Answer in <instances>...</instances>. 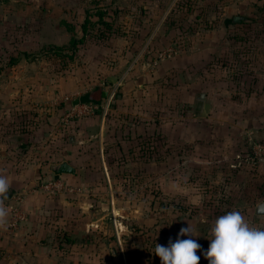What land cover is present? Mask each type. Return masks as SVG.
<instances>
[{
	"label": "rangeland",
	"instance_id": "obj_1",
	"mask_svg": "<svg viewBox=\"0 0 264 264\" xmlns=\"http://www.w3.org/2000/svg\"><path fill=\"white\" fill-rule=\"evenodd\" d=\"M237 16L242 19L232 22ZM201 93L210 101L204 112L196 108ZM87 94L99 102L84 103ZM215 105L222 121L238 126L236 135L232 128L215 137L216 128L198 120L217 112ZM93 117L98 121L84 124ZM262 123L264 0H0V176L10 183L0 197L8 212L0 264H56L68 255L79 262L75 249L53 250L62 237L31 251L21 231L30 196L93 198L83 183L66 190L73 183L51 169L64 161L81 169L79 180L99 179L108 202L99 224L110 245L86 252L90 260L100 258L95 264H161L155 244L178 238L199 243V264H209L204 252L218 216L238 210L264 228L252 212L264 200L261 172L245 159L234 162L250 137L264 138ZM182 126L193 132L189 141L182 140ZM173 127L178 138L171 142ZM209 132V141L198 139ZM214 149L230 158L215 163L218 157L201 152ZM117 163L124 169L115 173ZM183 164L194 187L206 192L198 205L171 195L167 167ZM86 167L95 172L85 176ZM215 167L222 177L213 192ZM57 181L63 186L44 188ZM189 225L198 236L179 235Z\"/></svg>",
	"mask_w": 264,
	"mask_h": 264
},
{
	"label": "crops",
	"instance_id": "obj_2",
	"mask_svg": "<svg viewBox=\"0 0 264 264\" xmlns=\"http://www.w3.org/2000/svg\"><path fill=\"white\" fill-rule=\"evenodd\" d=\"M162 5L157 4L156 7L157 9H160ZM163 10V9H161ZM166 11V9H165ZM249 81H245V87L248 85ZM250 87V86H249ZM254 87V86H253ZM203 94L204 98L200 99L199 96ZM197 96L198 103L196 105L197 110H200L201 112H204L206 106H209V100H207V97L204 93H201ZM92 98L99 100L93 95H91ZM103 96V94H102ZM79 100V99H78ZM80 102V100H79ZM98 106V105H97ZM217 109L218 107L221 108V105H215ZM219 108L217 109L218 111L213 112L211 117L205 118H199L198 120L202 119L203 124L209 125V129H215L216 132L213 134L215 137L217 135V132H222V131H227L229 129H234L232 133L236 135V132L238 131V126L232 124V122L229 120L228 122H224L220 119V111ZM97 119L95 117L93 118H88L84 121V124L92 125ZM98 121V120H97ZM206 121V122H203ZM238 121V120H236ZM100 122V121H99ZM224 123V124H223ZM99 124V123H97ZM211 125H215L214 127ZM217 125V126H216ZM242 128H247L245 125L241 124ZM259 125V124H258ZM263 128L258 131V133L261 136H264V123H262ZM82 134L85 132V128L82 129L80 128L78 130ZM176 128L170 129V133L168 134L169 140L173 142L175 139L178 138V134L175 133ZM210 131V130H209ZM190 130H185L184 126H182V133L181 137L182 140L184 141H189V138L191 136ZM212 133L209 132L207 133L206 136L198 134V139L199 140H205L209 141L210 135ZM87 135V134H86ZM109 150V149H108ZM120 151V150H118ZM203 152V156L207 157L211 154H213L216 158L218 157V160H214L215 163L217 162H222L228 159L229 155L227 153L220 154L218 150H213V151H201ZM222 152V150H221ZM248 152L247 149H238L237 154L235 155V160L234 162L237 163L238 165L241 164V162H244V158ZM119 153V152H118ZM202 155V154H201ZM77 156V155H76ZM88 157V156H87ZM110 158V157H109ZM230 158V157H229ZM233 158V157H232ZM234 159V158H233ZM67 162V161H64ZM71 166H73L70 162H68ZM203 163H207L206 160H203ZM247 164V163H246ZM120 164L117 163L115 165V173H118L119 171H122L123 169L120 168ZM75 168V174H63L67 175L65 177L68 178V182L73 183L74 188L79 187V183L87 185V189H89V194L93 196L91 198L89 196L85 197L83 194L81 196H78L80 194H75L72 195L71 197L66 193H60L56 195H49V196H44V195H34L30 196L27 198V201L25 203L24 208H27V220L23 224L24 227H22V233L25 236L24 240L27 243V246L30 247L31 251H37V250H44L46 248L43 247L44 241L47 240L50 237H62L63 242L56 243L53 245V250L56 248L59 254H66L72 249L77 250V255H80V260L79 262L76 260H73V255H68L67 257L69 258L68 261H63L61 257L56 258V264H95L98 263L96 262L95 259L100 260V258L97 256V258L90 260L88 259V256L86 254L87 251H89L92 248H98V250L102 251L104 250L103 248L106 247V245H110V239L104 238L103 236L106 235V232L102 228V224H99L100 221H102L105 217V215L109 214V209L107 207L108 202H106L104 198V191L101 190L102 186L99 182V179L92 180V182L89 181H82L79 180V174L80 170L77 169V167L73 166ZM124 167V166H123ZM206 169V167H201ZM110 170V166L108 167ZM258 172H261V176L259 178L264 179V165L260 166H254ZM93 167L89 168H83L82 171L85 173V176H88L89 172H95ZM100 170L102 168H99ZM136 173V169H131V171ZM130 171V170H129ZM130 171V172H131ZM178 171L179 175H175L174 173ZM180 171V172H179ZM222 170H219L215 167L213 168V176L211 177L212 180H210V183H213V192H215L217 185L220 184L221 177H222ZM102 172V171H101ZM190 168L189 166L182 165V166H169L167 167V183L170 185V191L171 195L175 196L177 193H179L183 199H187L189 203H193V201H199L200 199H204L206 197V192L204 190H200V187L196 188L194 187V184L190 181ZM56 173V172H55ZM241 173V172H239ZM247 174V173H245ZM254 173H250L252 175ZM62 175V174H60ZM210 178V177H209ZM78 179V181H77ZM203 181H206V177H202ZM263 179H261L263 181ZM231 184V182H229ZM119 185L118 181H111V185ZM198 185H201L200 183ZM181 187L179 192H175L176 187ZM211 186V185H210ZM205 187V186H204ZM81 188V187H80ZM176 193V194H175ZM96 197V198H95ZM89 200L95 202L91 203ZM88 208L86 209V207ZM254 212V210H252ZM259 221H264V216H261L259 218ZM59 227V230L57 229ZM57 229V230H56ZM93 235V236H92ZM92 236L95 238V243H91L90 239L88 238ZM81 237L83 240H80V245L76 244L74 241L76 238ZM98 237V239H96ZM100 239V240H99ZM92 240V239H91ZM110 250V249H109ZM30 250L28 252H31ZM27 252V253H28ZM70 253H75L74 251H71ZM81 253H85L86 256L85 258L81 256ZM55 264V263H54ZM101 264H104V260H101Z\"/></svg>",
	"mask_w": 264,
	"mask_h": 264
},
{
	"label": "clouds",
	"instance_id": "obj_3",
	"mask_svg": "<svg viewBox=\"0 0 264 264\" xmlns=\"http://www.w3.org/2000/svg\"><path fill=\"white\" fill-rule=\"evenodd\" d=\"M10 183L0 176V197H5ZM198 205L199 201H193ZM8 212L0 200V227L6 225ZM175 220V219H174ZM180 236H198L189 225L181 228ZM208 249L204 252L209 264H264V228L250 224L238 210L218 216L210 227ZM201 245L195 240L177 239L168 246L155 244L154 254L161 264H199L197 250Z\"/></svg>",
	"mask_w": 264,
	"mask_h": 264
},
{
	"label": "built area",
	"instance_id": "obj_4",
	"mask_svg": "<svg viewBox=\"0 0 264 264\" xmlns=\"http://www.w3.org/2000/svg\"><path fill=\"white\" fill-rule=\"evenodd\" d=\"M89 108H97V106H90ZM245 162L251 166H260L264 165V138H256L253 139L250 137L249 139V147L248 152L245 156ZM62 181L50 182L44 186L46 189H51L53 187H62ZM70 193H72L75 188L73 186L66 189ZM18 215L15 217V221L17 220Z\"/></svg>",
	"mask_w": 264,
	"mask_h": 264
},
{
	"label": "water",
	"instance_id": "obj_5",
	"mask_svg": "<svg viewBox=\"0 0 264 264\" xmlns=\"http://www.w3.org/2000/svg\"><path fill=\"white\" fill-rule=\"evenodd\" d=\"M240 19H242V17L239 16L234 17L233 22ZM103 96H105V92L103 93ZM199 98L203 99L204 95L201 94ZM77 103H79L78 99L75 102H73V104H77ZM51 169L58 174H75V168L71 166L68 162H61L57 165H52ZM254 214L257 216H264V200L258 202L254 206ZM112 253H114V250H112Z\"/></svg>",
	"mask_w": 264,
	"mask_h": 264
},
{
	"label": "trees",
	"instance_id": "obj_6",
	"mask_svg": "<svg viewBox=\"0 0 264 264\" xmlns=\"http://www.w3.org/2000/svg\"><path fill=\"white\" fill-rule=\"evenodd\" d=\"M232 22H233V20H232ZM85 25H86L85 23L82 24V29H85ZM70 44H71L72 48H75L77 46L78 42L72 38L70 40ZM83 102L84 103H89V102L98 103L99 100L92 98L91 94H87L83 97Z\"/></svg>",
	"mask_w": 264,
	"mask_h": 264
}]
</instances>
